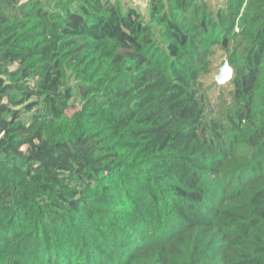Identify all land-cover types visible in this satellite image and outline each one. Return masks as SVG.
Segmentation results:
<instances>
[{
    "label": "trees",
    "instance_id": "16d2710c",
    "mask_svg": "<svg viewBox=\"0 0 264 264\" xmlns=\"http://www.w3.org/2000/svg\"><path fill=\"white\" fill-rule=\"evenodd\" d=\"M0 264H264V0H0Z\"/></svg>",
    "mask_w": 264,
    "mask_h": 264
},
{
    "label": "rangeland",
    "instance_id": "374dc122",
    "mask_svg": "<svg viewBox=\"0 0 264 264\" xmlns=\"http://www.w3.org/2000/svg\"><path fill=\"white\" fill-rule=\"evenodd\" d=\"M123 5L133 6L141 11H144V4L145 0H120ZM209 8L215 10L221 3L222 0H206ZM213 67L210 73L203 77L200 81L202 92L205 95L207 105L209 108V112L207 113V120L213 117H221L222 113L227 110L230 99H229V92L231 91V86L229 82L218 84L215 80V74L218 71L220 63L222 60H226V56L217 51L213 57Z\"/></svg>",
    "mask_w": 264,
    "mask_h": 264
},
{
    "label": "water",
    "instance_id": "95a60500",
    "mask_svg": "<svg viewBox=\"0 0 264 264\" xmlns=\"http://www.w3.org/2000/svg\"><path fill=\"white\" fill-rule=\"evenodd\" d=\"M231 78H232V69L229 66L227 60H222L218 68V71L215 74L214 80L218 84H223L229 82Z\"/></svg>",
    "mask_w": 264,
    "mask_h": 264
}]
</instances>
